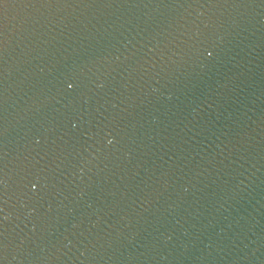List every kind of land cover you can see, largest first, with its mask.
<instances>
[{"label":"water","instance_id":"obj_1","mask_svg":"<svg viewBox=\"0 0 264 264\" xmlns=\"http://www.w3.org/2000/svg\"><path fill=\"white\" fill-rule=\"evenodd\" d=\"M0 264H264V0H0Z\"/></svg>","mask_w":264,"mask_h":264}]
</instances>
